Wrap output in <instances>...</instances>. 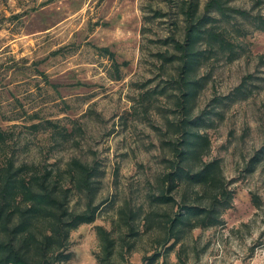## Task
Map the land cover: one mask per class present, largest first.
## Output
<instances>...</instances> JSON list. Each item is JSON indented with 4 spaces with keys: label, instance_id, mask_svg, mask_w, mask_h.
<instances>
[{
    "label": "rangeland",
    "instance_id": "rangeland-1",
    "mask_svg": "<svg viewBox=\"0 0 264 264\" xmlns=\"http://www.w3.org/2000/svg\"><path fill=\"white\" fill-rule=\"evenodd\" d=\"M205 2L199 0L200 9ZM253 5L228 1V7ZM183 25L174 0H0V128H13L19 144L27 143L29 151L20 157L61 162L77 157L95 162L100 171L97 217L71 232L72 256L64 264H98L95 225L112 227L124 201L147 205L145 195L163 171L162 157L169 155L162 137L173 114L165 96H156L147 110L139 97L166 77L161 54L172 48L164 41L180 36ZM242 27L244 53L202 66L207 82L197 100L198 111L209 108L211 99L230 93L245 77L247 97L219 104L205 129L210 140L205 158L221 160L232 205L221 214L222 223L186 235L183 262L176 245L154 264H264V158L253 168L250 163L264 146V32ZM39 119L64 125L73 135L49 151L45 133L35 136L21 128ZM71 203L79 208L83 199ZM158 235L141 233L131 251L118 247L123 256L113 259L141 264L153 249H164L153 241Z\"/></svg>",
    "mask_w": 264,
    "mask_h": 264
},
{
    "label": "trees",
    "instance_id": "trees-1",
    "mask_svg": "<svg viewBox=\"0 0 264 264\" xmlns=\"http://www.w3.org/2000/svg\"><path fill=\"white\" fill-rule=\"evenodd\" d=\"M228 1L206 0L200 9L199 0H174L184 25L180 36L172 34L164 41L172 48L161 54L160 68L167 75L139 97L144 110L156 96L170 100L173 117L167 120L162 137V148L169 155L162 157L164 168L154 189L145 195L146 206L124 201L116 209L112 227L95 225L98 264H117L113 257L123 256L118 247L131 251L141 233L153 231L159 232L154 243L164 249H153L141 264H154L176 245L177 258L183 262L180 253L186 235L193 228L222 223L221 214L232 205L233 194L226 186L221 160L205 158L210 148L205 129L219 104L247 97L245 77L230 93L211 99V107L198 111L197 100L208 75L200 74L199 69L219 59L233 61L241 56L245 44L239 38L244 31L239 36L238 32L244 24L264 32V12H253L264 7V0H253L249 10L228 7ZM21 128L35 136L45 133L49 151L73 135L51 119L22 124ZM19 139L13 128H0V264H64L72 256L71 232L97 217L98 165L77 157L65 162L49 161L46 156L39 160L20 157L29 148L27 143L20 145ZM263 158L264 146L251 159V168ZM73 198L83 199L82 207L74 206Z\"/></svg>",
    "mask_w": 264,
    "mask_h": 264
}]
</instances>
